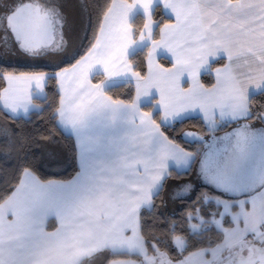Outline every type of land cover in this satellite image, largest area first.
<instances>
[{"label": "snow or ice", "instance_id": "1", "mask_svg": "<svg viewBox=\"0 0 264 264\" xmlns=\"http://www.w3.org/2000/svg\"><path fill=\"white\" fill-rule=\"evenodd\" d=\"M159 2L175 23L156 21L163 24L157 40L151 38L157 0L119 6L105 0L95 23L87 0H79L88 47L56 73L59 102L52 113L58 130L74 138L79 170L69 180H45L39 166L53 161L15 157V182L0 192V264H264V0ZM137 8L149 31L139 41L131 22ZM67 25L61 0H0L6 52L32 58L60 52L68 44ZM146 39L148 74L131 72L135 101L107 96V82L131 71L130 50ZM160 50L170 55L171 67L156 63ZM222 55L227 63L205 86L202 72ZM97 67L106 80L93 84ZM48 79L44 72L0 67L6 85L0 111L10 118L28 114ZM250 88L260 100L250 97ZM153 90L159 96L154 111L141 112V97L154 99ZM197 110L208 135L177 132L176 122ZM228 120L233 130L216 135ZM17 135L5 129L4 155H12ZM173 165L182 169L175 176ZM172 179L183 183L170 199L192 198L181 215L165 217L155 200Z\"/></svg>", "mask_w": 264, "mask_h": 264}, {"label": "trees", "instance_id": "2", "mask_svg": "<svg viewBox=\"0 0 264 264\" xmlns=\"http://www.w3.org/2000/svg\"><path fill=\"white\" fill-rule=\"evenodd\" d=\"M130 1V0H127ZM89 5V11L92 14L93 23L96 20V14L101 7H103L105 0H87ZM112 0H108L110 4ZM106 10V9H105ZM153 18L155 21L163 20V23H167L170 21V18L164 16L163 9L161 5H157L154 10ZM146 23V18L138 15L133 19L132 25L134 29L135 37L139 36L144 30V24ZM163 24H159L156 26V31L154 34V39L158 38V33L160 27ZM90 35V34H89ZM84 47L81 53L77 56L76 59H79L81 55L85 54V49L88 47V43L85 40ZM148 48L138 50L133 55L130 56L129 60L134 67V71H139L142 76H146L147 72V63L146 58L148 56ZM66 61L63 65L55 68V70H51L47 67H28L24 65H7L0 63V67L5 68L7 71L15 70L18 72H50L52 76L49 77L45 90H46V98L43 100H36V102L41 106L43 109L42 112L40 110L34 111L30 113L29 116L23 118H10V115H6L5 112L0 111V192L5 191L8 189L11 184L15 182V157L17 155H24L28 154H35L37 157H42V146L47 143V141L51 139H57L64 146V154L66 158L67 166L65 170L60 171L59 173H55L52 171H47L43 167V164L39 166L38 174L41 176L42 179H62V180H69L71 177L75 175V173L79 170L77 165L76 154L74 152V140L71 136L64 135L61 130H58L55 122L52 119V113L55 111L56 107H58L59 97L56 95L58 90V82L57 79L54 78L53 75L56 71L67 68L75 63V60ZM160 62L169 67L171 65L170 62L166 61L165 59L161 58ZM225 64V60H217L213 63L212 68L214 69L217 66H221ZM102 76L97 75L94 78V82H100ZM202 83H205L207 86H212L213 76L212 73H206L201 78ZM5 85L0 83V89H2ZM108 96L112 97L114 100H122L127 103H132L135 99L136 94V86H134L131 82H124V84L115 85L112 88L106 90ZM256 100L261 99V93H257L251 96ZM1 107V105H0ZM147 112H153V108L151 105L143 107ZM154 118H157L154 116ZM158 120V118H157ZM159 122V120H158ZM11 126L18 131V135L14 138V145L12 149V155L6 156L3 154L5 151L3 149V145L7 143L4 139L5 129ZM177 132H188L191 130L193 133H197L198 135H208L205 132V128L201 126V118L195 117L192 119H185L182 122H176L175 124ZM163 130V129H162ZM166 134H171V132H167ZM177 174L176 171L172 172V175L175 176ZM188 177V176H187ZM186 178V177H184ZM174 180V179H172ZM171 181V180H170ZM201 187L200 185L198 188ZM167 188V187H166ZM165 194L166 190L161 193L160 197L155 200V204L157 206V210L160 214L167 217L169 214H176L181 215L187 208V202L192 197H188L187 199H180L176 201L178 208L176 212H171L166 210L165 207ZM149 219L151 220L152 217L150 216ZM55 227V222L49 224L48 230L51 231ZM207 235L211 238L213 236L212 233H207Z\"/></svg>", "mask_w": 264, "mask_h": 264}, {"label": "crops", "instance_id": "3", "mask_svg": "<svg viewBox=\"0 0 264 264\" xmlns=\"http://www.w3.org/2000/svg\"><path fill=\"white\" fill-rule=\"evenodd\" d=\"M5 2H7V0H5ZM115 2H116V4H117V6H119V4L121 3V0H115ZM126 2L130 4V3H133V0H130V1H127V0H126ZM157 5H161L160 2H159V0H157ZM157 5L154 6V10H155V7H156ZM161 6H162V5H161ZM162 9H163V8H162ZM117 10H118V9H117ZM163 13H164V16L170 18V21L167 22V23H175V18L171 15L170 12H168L167 10H163ZM138 15H141V16L145 17V18H146V23L148 22L147 16L143 13L142 9H139V8H137V9L135 10V12L133 13V16H132V20H131V22H133V19H134L136 16H138ZM152 24H153V26H152V30H151V38L154 39V34H155V31H156V26H157V25H156V21L154 20V18H153V20H152ZM162 26H163V25H162ZM162 26H161V27H162ZM161 27H160V28H161ZM142 33L145 35V37H148V36H149V31H148L147 29H145V28H144V30H143ZM140 35H141V34H140ZM140 35L137 36V37H135V35H134V29H133V39H134V40L139 41V40H140ZM159 39H160V36H158L157 40H159ZM146 47L148 48V51L151 49V44H150L149 40H147V39L145 40L144 43H137V44H136V45L130 50V54H129V56H128V62L130 63L129 58H130L131 55H133V54H134L136 51H138V50L145 49ZM6 58H7V59H5V60H9L10 56H9V57H6ZM161 58L165 59V60L168 61V62L170 61V55H169L167 52L163 51V50H160V51H159V54L156 55V56L154 57L156 63H159V64H162V63L160 62V59H161ZM221 59H224V60H225V63H227L226 57H224L223 55H222L221 57L215 59V60H211V61H210V65H211L210 70H207V71L202 72V74H201V78H202V76H203L204 74L210 72V73H212V76H213V82L215 83V68H216V67L213 69V68H212V65H213V63H215V61H217V60H221ZM0 63H2V62H0ZM6 63H7V62H6ZM146 63H147V72H146V75H147V74H148V56H147V58H146ZM3 64H4V63H3ZM7 64H8V65H9V64H11V65H21V64H23V63H22V62H21V63H20V62H17V60H11V59H10V61H9ZM130 64L132 65V63H130ZM162 65H163V64H162ZM163 66H164V65H163ZM71 67H72V65L69 66V67H67V68H71ZM165 67H166V66H165ZM169 67H171V65H170ZM217 67H223V65H221V66H217ZM117 68H118L119 70H123V69L125 68V66H124L123 64H120V65H117ZM63 69H64V68H63ZM63 69H60V70L56 71L53 75L56 77V73L61 72ZM33 72H35V71H33ZM131 72H134V67H133V65H132L131 71H129V72L127 73V75H124V76H114L111 80H109V81L107 82L106 90L109 89V88H112V87L115 86V85L124 84V82H131V83L134 84V86H136V83H137V82H136V79H135V77H133V76L131 75ZM44 73H46L48 77L52 76V74H51L50 72L44 71ZM68 75H69V77H71V73H69ZM97 75L102 76L101 81H100V82H97V83H101V82H103V81L106 80V74L103 72L102 68L97 67L96 69L93 70L91 76L89 77V79L91 80V82H92L93 84H96V83L94 82V78H95ZM47 81H48V80H47ZM57 82H58V80H57ZM201 82H202V81H201ZM46 84H47V82H46ZM204 84H205V83H204ZM5 86H6V85H5ZM73 86H74V81L71 82V83H69V82L66 80V87L71 88V87H73ZM205 86H207V85L205 84ZM207 87H211V86H207ZM257 93H259V92H257V90H255L254 88H250V89H249L250 97H251L252 95H254V94H257ZM106 95H107V93H106ZM153 95H154L155 98H154V99H151L150 101H149V99H146V98H144V97H141V102H140V104H139V107H140V111H141V112H146L145 109L143 108L144 106L151 105V107L153 108V105H155V104H156V101L159 100V96H158V94L155 93L154 90H153ZM45 96H46V90L44 91V93L37 94L36 96H34L32 103H33V105H35V106H37V107H31L30 110H29V113H28V114L23 113V111L21 110V111H19V112L16 114L15 118H23V117H27V116L30 115V113H32V112H34V111H37V110H40V109H41V106L36 102V100H43V99H45ZM107 96H108V95H107ZM135 99H136V94H135ZM135 99H134V101H135ZM134 101H133V102H134ZM125 103H127V102H125ZM1 107H2V105H1ZM153 111H154V109H153ZM161 115H162V113H161ZM195 117H200V118H201V114L199 113L198 110H197L196 112H194V113H189L186 119H192V118H195ZM201 119H202V118H201ZM184 120H185V119H184ZM177 122H179V121H177ZM137 123H139V117H137ZM231 130H233V122H231L230 120H228V121H223V122H221V125H219V126L217 127V130H216V133H215V134H216V135H224L226 132L231 131ZM61 131H62V133H63L64 135L71 136V135H70V132H68V131H63V130H61ZM195 134H197V133H195ZM71 137H72V136H71ZM72 138H73V137H72ZM73 140H74V138H73ZM172 167H173V169H174L173 172H174V171H176V172H181V171H182V169H176L174 165H173ZM71 178H72V177H71ZM184 179H192V180H195V177H194V176H188V177H186V178H184ZM60 180H62V179H60ZM178 183H183V180H179V181H178V180L174 179V180H171V181L168 182V184H167V186H166L167 188H166V194H165V199H166V200H165V205L167 204V201H168L167 198H168L169 193H170V191H171V187H172V189L175 188V187L178 185ZM196 183H197V186L200 185V184H199V181H196ZM200 186H201V185H200ZM187 198H188V197H187ZM187 198H179V197H178L176 200L179 201L180 199H187Z\"/></svg>", "mask_w": 264, "mask_h": 264}, {"label": "rangeland", "instance_id": "4", "mask_svg": "<svg viewBox=\"0 0 264 264\" xmlns=\"http://www.w3.org/2000/svg\"><path fill=\"white\" fill-rule=\"evenodd\" d=\"M61 3L63 4V10L68 18V25L65 29L68 44L65 49L60 52L42 55L38 58L26 56L18 51L6 52L3 49H0V62L7 64L11 59L17 60V62L20 63L22 62L23 64L21 65L24 66L47 67L51 70H55V68L63 65L66 63V61L68 62L76 59L79 53L82 52L85 44V39H83L84 17L80 10L79 0H61ZM9 56V60H5L7 59L6 57ZM41 152L45 161H53V166H49L48 163L43 164L45 170L55 173L65 170L67 163L64 154V146H62L61 143L57 141V139H51L47 141V143L42 146ZM172 190L173 189L171 187V191L167 198L168 201L164 208L171 212H176V209L178 208L176 203L177 200L169 198L172 194Z\"/></svg>", "mask_w": 264, "mask_h": 264}]
</instances>
